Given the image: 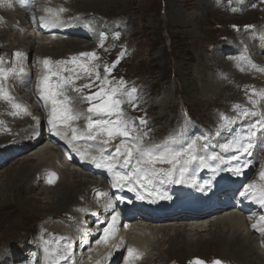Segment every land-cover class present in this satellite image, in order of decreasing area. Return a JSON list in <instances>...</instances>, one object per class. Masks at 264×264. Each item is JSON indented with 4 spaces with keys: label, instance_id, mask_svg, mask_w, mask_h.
Masks as SVG:
<instances>
[{
    "label": "bare ground",
    "instance_id": "6f19581e",
    "mask_svg": "<svg viewBox=\"0 0 264 264\" xmlns=\"http://www.w3.org/2000/svg\"><path fill=\"white\" fill-rule=\"evenodd\" d=\"M74 1L75 0H41V2L38 3V5L41 12L44 15H49V13L47 12V9L49 8L55 11L57 10L55 7L59 8V6L61 7L63 6L68 11V12L66 11V13L69 14H71L70 9H73V7L79 8L78 13H81V15L83 16L85 15L84 12L90 13L92 12L91 11L92 9L99 10L102 9L103 7L105 8L107 4L112 2L114 3V5H117V3H119L121 0H77L75 1L76 3H74ZM177 1L178 0H169V7L167 8V14L169 18H171V25H174L179 29H183L184 31L185 30L189 31L191 48L194 47V45L195 47L196 46L198 47L199 44L202 43L200 41L204 36L202 30V23L209 15L216 14L218 15V19L221 21L229 19L231 17V16L223 15V17L221 18L218 12H220L221 10H226L231 5L232 0H197L199 9L196 14L194 13L186 14L182 9V7H180L179 5L176 7L175 6L172 7V4ZM233 1H237V0H233ZM254 3L256 5V9L252 8L251 11H247V12L245 11V9H242L237 14L236 18H242L247 21L243 22L242 24H237V23L233 24L238 26V29H242L245 24L247 23L251 24V22H248L251 21L248 20V18H254L256 15H260L261 18L259 20L258 25L255 26L253 30H248V34H244L243 36L237 37L235 39H233L232 36L231 39H229L231 40V42L229 43H224L223 41L218 42L212 51L209 50L205 51L207 55H205L203 51L197 50L195 51V55L194 56L192 55L191 58L192 60L189 62L188 60H185V57H183L184 54L186 53L179 54L180 57L184 58L183 62L180 59L181 60L180 73L182 74V76L186 77V79H188L187 77L189 76L190 82L188 81L187 84L189 90L187 91L188 92L195 91L197 93L195 105L197 104L198 107H200L199 109H205V108L209 109L211 105H215V103H217L218 101L220 102V100L223 99L224 96L223 93L226 91H230L233 92V94H235L236 93L234 89V86L236 87L235 82L237 81V79L243 78V76L240 77L239 73L233 68L232 61L230 60L231 58L223 59L226 55L233 54V53L224 54L223 51L225 48L231 50L232 47L238 45L241 48L245 47V50L250 54V61H253V63L255 64H262L264 62V55H263L264 38L261 37L262 35H264V12L260 11L261 9L259 7L260 4L257 3V0L250 1L248 3V6L249 4L251 5ZM8 6H11V8H15V11L13 12L10 11ZM262 7L264 8V6ZM1 13L2 14L5 13V14L3 16L4 18L0 26V29L1 27L4 26V31L0 30V43L3 41L9 42L12 37H14L15 39L14 41H17V37L23 38L21 39V41L18 39L19 42L16 45L13 44L8 45L7 43H5L4 45L6 46L4 52H6L7 50L9 51V54H8V58H6V56L3 57L4 63L3 65H0V67H4L5 70L7 71L11 72V68L9 67V65L13 66L14 64L15 52L13 51L19 48L21 49V53L23 52V54H28V58L30 51L35 49L36 55L37 54L51 55L56 59H58V57L60 56H64L65 54L72 52H74L73 54L77 55L80 52H82L78 50H82L86 48L84 47V45H82V43L85 41L79 39L78 37H69L68 39H62V36L59 35L56 36L55 38L51 36L35 35V33L32 32L34 29V25L30 24L28 26V22L21 14L20 9L17 8V5L12 3V0H0V14ZM101 18H102L101 21H96L93 17L87 16L86 20L88 21L89 25H91L94 28L93 30L97 31L98 27L105 24H109L106 20V17L101 16ZM112 25H117L116 21L112 22L109 26L111 27ZM233 25L231 26L233 27ZM137 29L139 28L137 27ZM186 37L188 38V36ZM212 37L213 36H211V38ZM83 38L88 40L85 37ZM46 41H51V42L50 44H46L45 43ZM258 42L260 44H258ZM89 51H93V50H89ZM210 52L212 54H210ZM189 53L191 54V52ZM7 59L9 65L6 63ZM23 59L26 60L25 56L23 57ZM194 60L196 67L195 69L189 70L190 63ZM17 61L18 63L14 65L13 69H15V75L19 74L20 77L19 81L22 82L24 79L26 80L25 77H27V75L20 74L19 69L20 68L25 69V65H28L29 67L31 65V58L27 60V63L25 65L22 64L21 56L18 57ZM19 63L22 66H18ZM101 69L102 67L100 68V71ZM37 73L41 74L42 69H37ZM240 83H244V81L241 80ZM22 85L25 86L26 84L23 83ZM23 92L24 89L20 91L21 94ZM172 103H173V99L171 98V94L166 95L164 99L161 101V103H159L160 107L162 106L163 108L166 107L165 110L163 109V112H161L163 115H168L167 109L170 108ZM22 105L24 106V108H26V111L22 109V112H24L25 114L32 115L36 113L33 109H31L28 103H22ZM202 114L205 115L204 112H202ZM39 115L43 118V114L41 112H39ZM212 115L213 113L211 112L208 118L212 119ZM1 118H4V116L0 115V119ZM85 120L86 119H84L83 117L81 118V121H85ZM29 125H31L32 127H28L27 129V126ZM40 128H42V125H38V123L34 124L32 122H28L26 125L21 126L22 139L19 143L24 144L23 148L25 149V152L19 154L13 160L11 161L6 160L5 162L6 164L9 162H13L16 164L21 163V164L18 169L9 172V174L7 175L6 181L8 184L5 187L0 186V188L3 190L2 193L3 195L1 194V190H0V200L2 199L1 197L5 198V200H3V202L0 203L1 204L0 209L1 210L5 208L18 209L19 210L18 214L20 212L21 213L30 212L36 214L38 213L41 215L43 214L44 218L42 220V224L39 227L41 230L40 232L41 240L35 242L30 238H26L22 240L23 246H21L22 242L19 246H13L11 245L12 244L11 242L8 243L5 242L4 244L1 243L0 264H8L7 259L9 258L10 254L11 256L13 255V250H17L18 251L17 253L20 255L21 251L19 250H23V249L25 250V252L22 253V255L31 253L30 259L27 262H25V264H32L33 263L32 258L35 251V247L38 248L39 246L41 248V246L45 243V241L50 240L51 237L49 233L50 229L52 230L58 229V231L60 230V233L62 235H60L56 239V241L54 240L53 244L48 246L50 253L44 259L43 264H53V257L55 256V254L57 252L64 253L66 251V245L68 243L72 244V259L75 261V264H96V261L103 260L104 257L101 256L100 251H96L94 249L89 250L85 245L87 238L93 237L91 234L89 235V231L94 230V225L91 224L90 220H85L86 224H84L85 222L83 221V218L87 214L89 215L92 214L96 201L102 203L103 201H105V199L109 198V195L107 193L103 198L99 200L96 198L95 188L102 187L103 189H105L104 188L105 184H103L101 180L89 175L87 172L81 169H77L72 166H66V168L61 167V164L57 162L58 153L55 152V150H57L55 147L46 146L45 142L36 143L37 140L32 141L34 133H38ZM29 129H32L34 133L30 134L28 131ZM42 134L43 136L45 134L43 129H42ZM35 144L36 147H33V145ZM160 167L167 168L169 167V165L162 164L160 165ZM3 168L4 166L1 167L0 170H2ZM47 168H55L57 170L59 169L61 170L58 183L55 186L51 187L46 184L47 182H45L44 173H45V169ZM0 172L2 173V171ZM12 172H14V174ZM198 181L202 183V180H198ZM37 186H39V188L42 186L43 191L35 193L36 196L33 197L34 199H36V201H41V198L39 196L42 195V193H45L46 191L48 193L56 192L52 197L53 199L50 203L48 211L47 210L42 211L41 208L36 205V203L35 205H32L31 201L26 199L27 196L29 198L32 197L29 195H31V192L35 190ZM67 205L70 206L66 210L64 208H66ZM98 207L100 209H103L101 206ZM81 209H84V211H81ZM61 211H66L72 214L71 216L72 221L70 226L68 224L66 225L65 224L66 220H64L63 217L59 215ZM29 218H31V216ZM198 221L199 220L190 221L185 219L184 220L173 219L165 222L149 224L146 226V230L138 227V226H143L145 224H143L142 222H137L138 226L134 223L135 225L131 226L130 233H128L127 236H130V241H129L130 244L133 243L135 244V246H138V244H140L144 246L146 249H148L149 246H152V249L156 251V253L150 254L152 257L147 262H150L151 260L153 261V259L164 261L169 257H175L172 256V253H178L183 256L187 253L191 255L189 257H193V256H197V254H195V250L197 247H203L204 249H208L210 246L215 245V246H219L221 250L225 252L224 254H222L225 260L227 259L231 261L235 260L236 263L244 262L245 264H264V253L262 252L260 247H258V245L256 244L254 235L246 230L245 220L241 215H238V213L234 211L220 213L216 215V217H212L211 220L209 221V224L207 225H200ZM19 222L20 223L23 222L22 224L25 223V221L23 220H20ZM200 222H202V220ZM19 226L21 225L19 224ZM162 233H164V238L157 239L156 236H158L159 234L161 235ZM205 234H210L208 235L210 237L208 236L205 237ZM164 243L169 244L167 248L164 246L162 247ZM79 247L88 249L91 256H86L87 254L84 252L83 253L78 252L77 248ZM139 250L140 252H144L141 247H139ZM180 255L177 257L180 258ZM160 257L161 259H159ZM168 260L170 261V259ZM120 264H127V263L121 261Z\"/></svg>",
    "mask_w": 264,
    "mask_h": 264
},
{
    "label": "snow or ice",
    "instance_id": "6c2138e0",
    "mask_svg": "<svg viewBox=\"0 0 264 264\" xmlns=\"http://www.w3.org/2000/svg\"><path fill=\"white\" fill-rule=\"evenodd\" d=\"M21 3L29 8L28 0H21ZM233 11L238 9L233 8ZM66 8L53 10L47 9L49 15L37 17L32 14V23L39 24L43 28H50L64 23L61 14L66 12ZM238 29V26L233 25ZM120 32L115 33V38L119 39ZM108 38L106 32L100 35L99 47L104 48L105 41ZM16 56H21L20 52L15 53ZM125 51L122 50L117 58L111 64H103V73L101 75V64L95 63L100 57L98 53L93 51L80 52L77 55L71 56L70 59H59L53 61L50 57H45L42 60L44 73L39 78L37 83L38 99L47 106H50V115L47 123L51 126L55 136L61 137L67 148L72 153H75L81 160L92 163L98 169H104L110 174L112 187L116 190L127 189V191L135 193L137 200H149L155 203L159 200H168L171 197L166 195L161 190V185L170 184H189L198 187L200 191L211 189L212 179L205 180L200 183L195 179V172L203 169H209L213 175H218L221 171H228L236 176L242 174L243 169L248 167V162L240 164L244 154L251 157L253 149L257 145L258 133L264 129V113L250 110L236 104V115L233 117L222 116L223 130L230 131V126L241 123L245 119L251 117H261L246 127L243 135L232 137L229 141L221 144L219 147L223 152H233L234 154L225 160L218 151L208 152L210 145L207 143L205 136H197L185 144L178 145L175 140L169 144L160 145L146 142L151 129L148 128V119L145 116L138 118L129 117L124 109V105L128 104L135 111L139 107L141 99L137 86H129L128 82L123 78L113 77L111 74L121 60L124 58ZM240 60H245L247 57H239ZM251 68L259 72H264V67H259L257 64L248 61ZM3 56H0V65H3ZM243 70V69H241ZM20 74H23V68L19 69ZM15 73V69L11 72L0 67V99L12 102V107L15 109L26 108L20 103L14 102V97L9 90L5 88L4 81L8 80L9 76ZM68 73V74H65ZM85 79L87 82L77 85V81ZM99 82V84H97ZM96 87L98 90L92 92L91 89ZM85 89L89 90V94L85 95ZM69 92L77 94L76 97L69 95ZM255 93V90L253 92ZM264 97V92L258 93ZM88 103L86 113L80 112L74 108L76 103ZM14 116L19 115V112H13ZM83 116L86 119V129L82 134H79V129L73 126L74 121H78ZM95 117V118H94ZM189 118L185 115V121ZM38 122V118H37ZM64 131H61V128ZM71 131L69 137L68 131ZM95 142L100 145V154L91 155L89 151L82 149L77 142ZM204 141L198 147V142ZM115 142V147L111 152L107 146ZM92 144H89V148ZM261 150H264V144H261ZM215 162V163H213ZM235 162L233 166L228 168L219 167L220 164ZM167 164L169 167H158V165ZM260 178L264 180V171L260 172ZM59 179L56 172H51L46 182L49 185H55ZM259 193V195H257ZM238 195L241 198H252L262 208H264V184H248L244 186L243 191H239ZM118 199H123L119 197ZM131 203V201H129ZM110 219L106 222L103 228L102 236L96 243L103 241L105 244L115 235L116 227L120 220L121 213L115 210V205L109 203ZM84 211V209H81ZM251 219V217H250ZM128 227V225H124ZM261 235H264V216L251 225ZM49 242L45 241L47 245ZM123 243V241H121ZM119 247V245H114ZM91 250V249H89ZM128 264H134L138 258H142L139 250L134 247H128ZM53 264H75L72 259V244L66 245L64 253L57 252L53 257ZM193 264H208L200 258H195ZM211 264H226L221 259L211 261Z\"/></svg>",
    "mask_w": 264,
    "mask_h": 264
},
{
    "label": "rangeland",
    "instance_id": "374dc122",
    "mask_svg": "<svg viewBox=\"0 0 264 264\" xmlns=\"http://www.w3.org/2000/svg\"><path fill=\"white\" fill-rule=\"evenodd\" d=\"M75 1L74 3H76ZM178 5L182 7V9L184 10L186 14H193V13L196 14L199 9L197 0H189V2L188 0H178L177 2L172 4V7L174 6L176 7ZM168 7H169V0H121L119 3H117V5H114V3L112 2V3L107 4L105 8L103 7L102 9H99V10L92 9L91 10L92 12L90 13L84 12L85 15H83V17L86 16V18H87V15L90 17H93L96 21H101L102 19L101 16L106 17V20L109 24L102 25L101 27L103 28L102 30L104 32L106 33L108 32L107 33L109 36L108 46H112L113 44L119 45L121 41H123V39L127 40L128 44L126 46L122 47L119 45L118 53H112L113 49L110 48L111 49L110 50L108 47L97 49V52L99 53L98 56L100 57V59L98 61H95V63L101 64L102 62V66L103 64H111L117 58V56L122 50L125 51L124 58L121 60L120 64L116 66V68L114 69L111 75L113 77H116L117 79L120 77H123L128 82L129 86L134 85L138 87L141 99L139 102V107L136 109L138 110L137 115L138 117H140V116H145L146 114V118L150 120L148 123L149 128L155 129L157 136L162 137V138L174 132L175 129L179 126V124L182 123L181 122L182 120L180 118L181 113H183L184 115H187L189 119H193V116H194L197 122L201 121L203 123H208L213 120V115H212V119L208 118V116L210 115L211 112L213 113L215 111L216 107L225 106L227 100L237 96L236 93L233 94V92L226 91L223 93L224 94L223 99H222L223 103H222V100H220V102L218 101L219 103L217 102L218 104L215 103V105H211L209 109H206V108L199 109L200 107H198L197 104L195 105L197 93L195 91L193 92L187 91L189 90V87H187L188 81L190 82L189 76L187 77L188 79H186V77L182 76V74L180 73V62L181 60L183 62L184 58L180 57L179 54L186 53L184 54L183 57H185V60H188V62L192 60L191 59L192 55L194 56L195 51L197 50L203 51V53L207 55L205 51L206 50L212 51L218 42L223 41L224 43H227V42H231V40L229 39L232 36H233V39L243 36L244 34L239 35V33H236L234 29L231 28V25H233L234 23L242 24L243 22L247 21L242 18H236L238 12L231 13L230 9L221 10L220 12H218L221 18L223 17V15L231 16L229 19H226L223 21L218 19V15L211 14L202 23V30L204 34L202 40H200L202 43L200 42L201 44H199L198 47L197 46L195 47L194 45L195 48L194 47L191 48L189 31H186V30L184 31L183 29H179L178 27L171 25V18H169L167 14ZM78 9L79 8L73 7V9H70L71 14L65 12V15L71 16L72 18L75 19L76 14L81 15V13H78L79 12ZM121 13L123 16L121 15ZM254 18H248V20H251L248 22H251V24H253V22L259 21L261 16L256 15ZM115 21L117 25H112L110 27L109 25ZM124 23L128 26H126ZM103 26L104 27L106 26V27L104 28ZM137 27L139 29H137ZM0 30L4 31V26L1 27ZM117 31L120 32L119 39H115V33ZM235 33H236V36H235ZM186 36H188V38ZM211 36L213 37L211 38ZM18 39L21 41V39L23 38L17 37V41H14L15 39L14 37H12L9 42H6V41L1 42L0 47L5 51V47H6L4 46L5 43H7L8 45H12V44L16 45L19 42ZM83 43L82 45H84L85 47L86 44H83ZM258 44L260 43L258 42ZM117 45H113L112 47H116ZM90 46H89L90 48L88 49H93L96 51V48L94 47L93 44H91ZM129 50L134 53H129ZM188 51L191 52V54ZM35 54H36L35 49L30 51L31 56H34ZM210 54L212 53L210 52ZM227 58H231V54L226 55L223 59H227ZM31 62H32V59H31ZM195 67H196V64L194 60L190 63L189 70L195 69ZM101 75L102 76L104 75L103 67L101 70ZM168 94H171L173 103L171 104L170 108L167 109L168 115H163L161 112H163V109L165 110L166 107L164 108L163 106L160 107L159 103H161L164 97ZM123 107L125 109L126 114L129 117L133 119L136 118L135 111L131 110V108L127 104H125V106ZM202 112H204L205 115L202 114ZM57 150H55V152L58 153ZM20 164L21 163L16 164L13 162H9L4 166L2 170H0L2 171V173L0 172V186L5 187L8 184L6 181L7 175L9 174V172L15 171L16 169H18ZM12 173L14 174V172ZM36 188L35 190L31 192V195H29L32 197L29 198L26 195L27 196L26 199L30 200L32 205H35L36 203V205L39 206L42 211H46V210L48 211L50 203L53 199L52 197L56 192L48 193L46 191L45 193H42V195L39 196L41 198V201H36V199H34L33 197V196H36L35 193L43 191L42 186L40 188L39 186H37ZM0 190L2 194L3 190L1 188ZM1 198L2 199L0 200V203L3 202V200H5L4 197H1ZM69 206L70 205H67V207L64 209L67 210ZM18 211H19L18 209H14V208H9V209L5 208L3 210L0 209V244L1 243L4 244L5 242L7 243L11 242L12 243L11 245L19 246L22 240L26 238H30L34 240L35 242L38 241V237L41 232L39 225L42 224L44 215L43 214L41 215L38 213L37 214L30 213V212H27V213L20 212L18 214ZM59 215H61L62 217L66 219L69 213L66 211H61ZM30 216L31 218H29ZM20 220L25 221V223L24 224H22L23 222L20 223L19 222ZM85 220H88V219L86 218ZM68 221H72V219L71 220L66 219L65 223H67ZM209 221H206V222L198 221V222L200 225H207L209 224ZM19 224L21 226H19ZM84 224H86V221ZM208 235L210 234H205V237H207ZM156 237L157 239H162L164 238V233H162L161 235L159 234ZM168 245H169L168 243H164L162 247L164 246L167 248ZM21 246H23V242ZM151 248L152 246H149V248L147 249L149 254L156 253V251ZM19 251H21L20 255L17 253L18 252L17 250H13V255L11 256L10 254L9 258L7 259L8 264H16V263L22 264L23 261L27 259L28 254L29 256H31V253L22 255V253L25 252L24 249L19 250ZM224 253L225 252L221 250L219 246H215V245L210 246L208 249H204L203 247H197L195 250V254L203 256V257H211L213 255L224 257L222 255ZM179 255L180 254L178 253H172V256H175V257H169L165 260L167 261L168 259H171V260L177 259L179 261H185L186 259L189 258V256H191L190 254L186 253L184 256L180 255V258H178L177 256ZM227 257H228V254H227ZM159 259H161V257ZM152 262H156V261L153 259V261L151 260V262H147L146 264H150ZM239 264H245V263L239 262Z\"/></svg>",
    "mask_w": 264,
    "mask_h": 264
}]
</instances>
